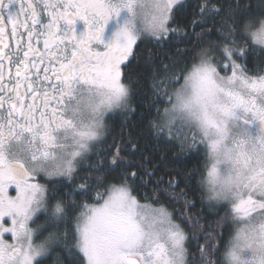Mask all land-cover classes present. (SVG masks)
Here are the masks:
<instances>
[{
    "label": "snow or ice",
    "instance_id": "obj_1",
    "mask_svg": "<svg viewBox=\"0 0 264 264\" xmlns=\"http://www.w3.org/2000/svg\"><path fill=\"white\" fill-rule=\"evenodd\" d=\"M48 259L264 264V0H0V264Z\"/></svg>",
    "mask_w": 264,
    "mask_h": 264
},
{
    "label": "trees",
    "instance_id": "obj_2",
    "mask_svg": "<svg viewBox=\"0 0 264 264\" xmlns=\"http://www.w3.org/2000/svg\"><path fill=\"white\" fill-rule=\"evenodd\" d=\"M191 19V17L189 18ZM186 23L184 21L181 22ZM190 30V29H189ZM215 38V37H212ZM179 47H183V45H178ZM199 51V49H197ZM140 69L137 68L133 75L136 74V72H139ZM134 107L136 108V112L133 115H129L127 119H125L123 116L118 115L115 120L111 121V137L115 138L116 144H123V142L132 141V142H139L141 147H144L146 149V153L151 151V145L152 140L149 136L148 127H147V120H141V98L137 96L134 99ZM108 143H113V140L109 138ZM115 150V148L113 149ZM160 151H165L164 148H161ZM175 151V149H173ZM121 155L123 156H129L131 155L128 152H122ZM168 163L175 165L177 167L182 166L183 164L188 165L191 167V164L187 160L185 161H174L171 159V155L169 154ZM210 220L214 217L209 215L208 217ZM43 220V217L41 218V221ZM45 264H52V261L50 259L45 261Z\"/></svg>",
    "mask_w": 264,
    "mask_h": 264
},
{
    "label": "flooded vegetation",
    "instance_id": "obj_3",
    "mask_svg": "<svg viewBox=\"0 0 264 264\" xmlns=\"http://www.w3.org/2000/svg\"><path fill=\"white\" fill-rule=\"evenodd\" d=\"M12 7H13V9H15V4H13ZM8 195L14 197L16 195V192L14 190H12V188L10 187Z\"/></svg>",
    "mask_w": 264,
    "mask_h": 264
},
{
    "label": "clouds",
    "instance_id": "obj_4",
    "mask_svg": "<svg viewBox=\"0 0 264 264\" xmlns=\"http://www.w3.org/2000/svg\"><path fill=\"white\" fill-rule=\"evenodd\" d=\"M83 103H87V97L85 96V98H84V100H83ZM228 248H226L225 250H224V252H225V255L227 254V252H228Z\"/></svg>",
    "mask_w": 264,
    "mask_h": 264
},
{
    "label": "rangeland",
    "instance_id": "obj_5",
    "mask_svg": "<svg viewBox=\"0 0 264 264\" xmlns=\"http://www.w3.org/2000/svg\"><path fill=\"white\" fill-rule=\"evenodd\" d=\"M5 239H8V237H7V236H5Z\"/></svg>",
    "mask_w": 264,
    "mask_h": 264
}]
</instances>
